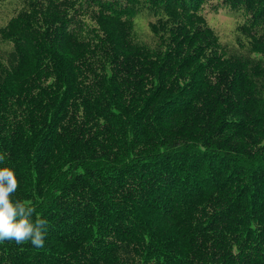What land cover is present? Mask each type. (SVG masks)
<instances>
[{
    "label": "trees",
    "instance_id": "16d2710c",
    "mask_svg": "<svg viewBox=\"0 0 264 264\" xmlns=\"http://www.w3.org/2000/svg\"><path fill=\"white\" fill-rule=\"evenodd\" d=\"M211 1L0 0V167L48 221L0 264H264V0H217L230 43Z\"/></svg>",
    "mask_w": 264,
    "mask_h": 264
},
{
    "label": "clouds",
    "instance_id": "9594fccd",
    "mask_svg": "<svg viewBox=\"0 0 264 264\" xmlns=\"http://www.w3.org/2000/svg\"><path fill=\"white\" fill-rule=\"evenodd\" d=\"M4 156L0 155V162ZM19 182L15 172L0 167V243L15 242L17 245L30 243L42 248L45 243L48 221L35 215L36 208L30 200H13Z\"/></svg>",
    "mask_w": 264,
    "mask_h": 264
},
{
    "label": "rangeland",
    "instance_id": "374dc122",
    "mask_svg": "<svg viewBox=\"0 0 264 264\" xmlns=\"http://www.w3.org/2000/svg\"><path fill=\"white\" fill-rule=\"evenodd\" d=\"M14 7L12 4L3 5L0 11V24L8 9ZM202 13L207 18V22L213 28L219 37L221 43H230L231 35L236 26L242 23V17H234L231 9L222 7L217 0L208 2L203 6ZM2 18V19H1ZM137 27L142 36H145L146 22L138 21Z\"/></svg>",
    "mask_w": 264,
    "mask_h": 264
}]
</instances>
